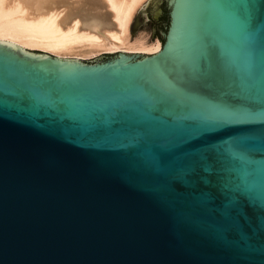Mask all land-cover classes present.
<instances>
[{
  "label": "water",
  "instance_id": "95a60500",
  "mask_svg": "<svg viewBox=\"0 0 264 264\" xmlns=\"http://www.w3.org/2000/svg\"><path fill=\"white\" fill-rule=\"evenodd\" d=\"M144 29L0 40V264H264V0H147Z\"/></svg>",
  "mask_w": 264,
  "mask_h": 264
},
{
  "label": "bare ground",
  "instance_id": "6f19581e",
  "mask_svg": "<svg viewBox=\"0 0 264 264\" xmlns=\"http://www.w3.org/2000/svg\"><path fill=\"white\" fill-rule=\"evenodd\" d=\"M145 1L0 0V40L58 58L155 53L158 40L142 33L130 38L131 21Z\"/></svg>",
  "mask_w": 264,
  "mask_h": 264
},
{
  "label": "rangeland",
  "instance_id": "374dc122",
  "mask_svg": "<svg viewBox=\"0 0 264 264\" xmlns=\"http://www.w3.org/2000/svg\"><path fill=\"white\" fill-rule=\"evenodd\" d=\"M147 1V0H146ZM145 1V2H146ZM144 2V3H145ZM143 3V4H144ZM140 9V8H139ZM138 9V10H139ZM138 10H137V12H138ZM137 12L135 13V15H134V17H133V19H132V21L134 20V18H135V16H136V14H137ZM132 21H131V23H132ZM131 25V24H130ZM130 32V31H129ZM144 34L145 36H146V38L147 39H149V36H150V34H151V30L150 29H144V30H139V31H136L135 32V36L133 35V34H131L130 33V38H135L136 36H138V34L140 35V34ZM159 41L160 42V44H161V41H160V38H159V36L158 35H155V36H153L152 38H150L148 41H150V42H152V41ZM161 47V46H160ZM23 48V47H22ZM23 49H25V50H37V49H28V48H23ZM37 51H40V50H37ZM41 52H43V51H41ZM114 53H116V52H114ZM144 54H152V53H144ZM98 56H100V55H98ZM98 56H96V57H98ZM92 58H95V57H92ZM92 58H89V59H92Z\"/></svg>",
  "mask_w": 264,
  "mask_h": 264
}]
</instances>
